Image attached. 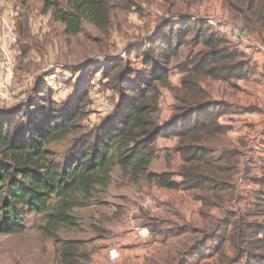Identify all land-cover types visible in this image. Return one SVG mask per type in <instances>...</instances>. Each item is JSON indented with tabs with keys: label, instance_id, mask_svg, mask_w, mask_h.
<instances>
[{
	"label": "trees",
	"instance_id": "obj_1",
	"mask_svg": "<svg viewBox=\"0 0 264 264\" xmlns=\"http://www.w3.org/2000/svg\"><path fill=\"white\" fill-rule=\"evenodd\" d=\"M149 1L67 0L62 5L46 0L42 11L62 24L67 36L76 37L83 33L85 22L108 34L115 13L141 15ZM164 1L180 5L181 9L168 15L179 19L163 21L155 41L137 47V54L144 58L143 73L138 76L123 60L97 68L106 80L118 85L120 95L116 109L102 125L83 130L89 91L67 108L47 97L38 98L24 112H0V235L21 234L27 229L28 216L40 215L45 218L43 234L59 246L60 263L89 264L91 255L83 250L84 242L62 240L58 232L80 229L74 210L99 200L118 168L132 184L146 182L167 191L189 192L201 204L202 226L184 223L165 233L164 222L146 214L143 226L149 232L188 238L184 250L169 264H211L207 260L212 258H217L215 264H264V158L263 176L256 179L259 188L251 208L245 212L227 208L241 200L234 181L244 143L240 141V147L222 144L231 127L220 120L233 109L227 102L213 100L203 85L223 82L237 88L236 82L248 81L255 74L251 56L232 48L223 34L183 12L203 0ZM220 1L229 19L249 35L264 30V0ZM184 47L191 51L176 67L182 74L181 87L171 89V66ZM164 87L174 94V105L168 119L162 121L159 100ZM74 134L79 136L72 142L71 156L64 162L55 159L49 146ZM160 139H178L174 148L182 159L178 172L151 170ZM218 142L222 144L219 148ZM171 158L169 155V166ZM214 209L224 216L212 215ZM96 228L103 232L101 226Z\"/></svg>",
	"mask_w": 264,
	"mask_h": 264
},
{
	"label": "rangeland",
	"instance_id": "obj_2",
	"mask_svg": "<svg viewBox=\"0 0 264 264\" xmlns=\"http://www.w3.org/2000/svg\"><path fill=\"white\" fill-rule=\"evenodd\" d=\"M0 1L4 3L5 17L16 23L18 39L17 45L13 46L11 51V69L7 71L0 64V112L13 109L24 112L38 98L46 99L47 97L61 107L67 108L76 98L82 97L89 91L86 116L82 122L84 131L102 125L120 101L118 85L106 80L97 68L109 67V61L123 60L132 70H135L138 76L141 75L145 70L144 58L137 54V47L147 46L149 42L155 41L157 34L163 29V21L179 19L168 15L180 8V5L176 6L175 1V6L173 4L171 6V3H166L164 0H150L143 5L141 15L137 12L115 13L113 25L108 34L101 33L89 22H85L83 33L76 37H69L65 34V27L54 22L50 13L43 14L46 0ZM53 1H59L62 5L67 2V0ZM187 10L183 11L186 16L197 17L199 20L209 15L220 16L227 13L220 0H203L192 10ZM190 51L191 48H182L181 56L173 61L171 66L173 70L170 75L171 89L177 88L175 84H179L180 81L181 73L176 67L186 59ZM100 59L105 61L100 62ZM250 62L255 68L256 61L250 57ZM255 75L258 77L257 80L252 79ZM253 76L249 79H252L251 81H245L247 82L246 90L240 91V96L246 97L244 104L239 103V90H236L233 84L211 81L203 84L213 100L234 102L233 105L238 112L237 103L240 106L246 104V108H241L244 111L240 112L242 116L244 112L246 117L232 121L233 127L229 132L231 137L227 134L222 141V144L226 146H237L235 144H240V141L244 143L243 148L240 147L241 144L239 145L243 153L242 162H240L242 165L234 181L236 192L241 200L227 205L230 210L243 212L251 208L253 197L258 189L250 186L255 182L254 179L243 176V167L249 165L252 158H261L264 155V83L260 79L264 78V75L262 72L257 74L255 70ZM133 78L136 79V76L134 75ZM259 94L262 96L260 97ZM160 96L161 113H172L174 94L168 87H164L161 89ZM255 114L263 116V120H258V116L254 119ZM259 129L262 130L259 131ZM78 136L79 134H74L64 141L51 144L49 149L55 154V159L60 162L67 160L72 154V142ZM222 144L216 143L217 146ZM165 160L166 154H163L154 163L153 171L167 170ZM252 165L254 167V163ZM170 169L176 173L179 167L175 164ZM162 195H175V193L146 182L132 184L121 176L117 168L113 173L112 185L99 200L92 202L90 206L74 210V215L81 222L80 229H62L58 232V236L62 240L83 241V250L91 255L89 264H169L172 258L177 257L180 251L184 250L188 238L186 235L158 236L150 231L149 238L142 239L136 230L145 228L143 225L147 219L146 214L149 212L163 220L164 231L174 224L182 225L183 216L187 217L191 223L200 226L204 223L200 215L201 204L195 200L194 195L186 192L184 195L175 196V203L182 211V219L174 210L169 209L166 203L164 204V201L160 199ZM112 197L114 201L118 199L120 202H108V204L112 203L116 208L118 203L126 205V217L128 221H131L127 227L133 230L131 234H135L132 240L126 239V235L130 234L128 230L121 234V229L117 225L99 224V221L95 220V215L101 211L98 206L103 200L111 201L109 198ZM147 202L149 207L146 209ZM211 214L218 218L224 216L218 209H214ZM96 222L102 227V233L98 232L100 229L96 228L98 227L95 225ZM44 224V217L31 214L27 218L25 232L16 235H0V264H61L58 257L59 246L43 234L41 227ZM124 228H126L125 225H123ZM114 233L116 237L111 238ZM103 237L110 238L107 245L103 243L106 241ZM148 240L151 241L152 246L146 250L142 249L144 243H149ZM114 249L117 250L118 258L111 263L108 261V254ZM134 249L138 252L132 251ZM123 252L128 256H125ZM82 264L87 263L82 261Z\"/></svg>",
	"mask_w": 264,
	"mask_h": 264
},
{
	"label": "crops",
	"instance_id": "obj_3",
	"mask_svg": "<svg viewBox=\"0 0 264 264\" xmlns=\"http://www.w3.org/2000/svg\"><path fill=\"white\" fill-rule=\"evenodd\" d=\"M220 3L222 4V6L226 9V7L224 6L223 2L220 1ZM226 12H227V9H226ZM254 37H256L257 39H261L263 42H264V30L260 33V34H255ZM256 61V64H255V70L257 71V74L258 72H262L263 75H264V62H263V59L258 56L254 59ZM257 76H253L252 79H255L257 80ZM181 79H182V74L180 76V81H179V84H175L176 87H181ZM251 79V80H252ZM263 83H264V78H260ZM249 80V81H251ZM207 82H210V81H207ZM206 82V83H207ZM214 83H217V82H214ZM220 83V82H218ZM209 84V83H208ZM224 84V83H223ZM245 84H247V82L245 81H239L237 82L235 85L237 86V89L236 90H239V93H238V98H239V103L240 104H244V101L246 99V97H243L240 96L241 94V90L242 91H245L246 90V87H245ZM205 87V86H204ZM263 87V86H262ZM207 88V87H206ZM264 94V93H263ZM212 96V95H211ZM259 96L261 97L262 95L259 94ZM216 100V99H215ZM172 103H173V99H172ZM229 103L230 106H232V109H233V112L231 115H228V116H224L223 118H221L220 122L221 124L223 125H227V126H230L231 128L233 127V123L232 121H235L236 119L237 120H242L244 119L246 116L244 115V112H243V116L241 115V111H244V109H241V108H246V104L245 106H240L238 103H237V108H239V112L236 111V108L234 107V102H227ZM240 106V107H239ZM260 107V101H259V105ZM170 112H163L162 113V121H165L168 119V117L170 116ZM258 116V120H261L263 116H259L258 114H255L253 116V118H257ZM264 119V117H263ZM262 119V120H263ZM228 136H230V133H228ZM178 144V139H160L157 141L156 143V149L158 150V155L159 157L157 158L156 161H158V159H160V157H162L163 154H166V165H167V170L165 171H162V172H156V173H163V172H168V171H171V172H174L170 169L171 166H175V164L178 165V167L181 166L182 164V159H181V156L179 153L177 152H174V148L177 146ZM235 145H237L239 147L240 144L236 143ZM171 155L172 158H171V166H169V163H168V156ZM264 158V155H262L261 158H252V162L249 164V165H244V171H243V176L248 178V179H254L255 182L251 183L250 186H254L256 189L259 188V185H257V180L256 179H259L263 176V172H262V169H261V161L262 159ZM156 161H154V163H156ZM242 162V161H241ZM154 163L152 164L151 166V170L153 171V165ZM254 163V167H253V164ZM242 164H240V167H241ZM248 167V168H246ZM248 169V170H247ZM155 172V171H153ZM241 174V175H242ZM252 175V176H251ZM254 176V177H253ZM176 181L180 182L181 181V178L180 177H177L176 178ZM175 195H162L160 197L161 200L164 201V204L166 203V205L169 206V209H171L172 211L174 210L178 215L180 216V218L182 219V211L177 207L176 205V198L175 196L176 195H184L186 194V192L184 191H179V192H174ZM189 193V192H187ZM165 197V198H164ZM164 198V199H163ZM111 199V201H108V200H103L102 203L98 206V208L101 210L100 213H98L97 215H95V220H98L100 224H112L114 226H118L121 231L120 233L123 234L125 232V230H128V232L130 234H127L126 235V239L128 240H132L134 238V235L131 234L133 230H130L127 225L131 222V221H128L127 217H126V205L124 203H118L117 205V208L115 207V205H113L112 203H109L108 202H120L118 199L116 201H114V197L112 198H109ZM176 205V206H175ZM107 208H103V207H106ZM119 212L118 216H116V214ZM138 210L135 212V214H137ZM151 217H154V215H150ZM104 218H108V220L106 221H102ZM138 218V217H137ZM156 218H159V217H156ZM184 218V223H187V224H192L188 219L187 217ZM160 219V218H159ZM161 220V219H160ZM128 221V222H127ZM163 221V220H162ZM164 222V221H163ZM182 224V225H183ZM194 224V223H193ZM123 225L126 226V228L123 229ZM175 226L178 225V226H181V224H174ZM173 225V226H174ZM197 225V224H196ZM200 226V225H198ZM163 231H164V224H163ZM167 231V230H166ZM165 233V231H164ZM153 235V234H152ZM165 235V234H164ZM158 236H162L161 234H158ZM166 236V235H165ZM116 237V234L114 233V235H111V238H114ZM167 237V236H166ZM106 239V241H103V243L105 245L108 244V242L110 241L108 237H103ZM125 240V239H124ZM124 240H122V242H124ZM149 243H144V247H142V249H149L150 247L149 246H152L151 245V241L148 240ZM161 244V243H160ZM161 246V245H160ZM134 252H138L137 249H134L132 250ZM150 251H148L149 253ZM124 253V252H123ZM125 256H128L127 253H124ZM208 263H211V264H215L217 262V258H212V259H209L207 260Z\"/></svg>",
	"mask_w": 264,
	"mask_h": 264
},
{
	"label": "built area",
	"instance_id": "obj_4",
	"mask_svg": "<svg viewBox=\"0 0 264 264\" xmlns=\"http://www.w3.org/2000/svg\"><path fill=\"white\" fill-rule=\"evenodd\" d=\"M4 3L0 1V57H1V66L3 69L9 71L11 69V51L12 47L17 45V27L16 23L12 20H8L4 14ZM189 19L194 22H202L211 26L215 31L223 34L227 41L230 43L232 48L241 50L250 55L253 59L260 56L264 62V42L260 41L256 37L246 33L239 24L232 22L227 14L220 16H208L203 17L202 20L197 17H190ZM178 20V19H173ZM105 60L100 59V62ZM262 129H259V131ZM253 148H256L253 146ZM149 207V202L146 203L145 208ZM137 234L142 239H148L150 232L148 229L136 230ZM117 250H111L108 254V261L114 263L118 254Z\"/></svg>",
	"mask_w": 264,
	"mask_h": 264
}]
</instances>
